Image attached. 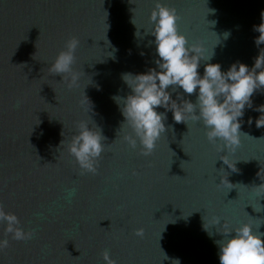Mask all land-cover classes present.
Instances as JSON below:
<instances>
[{"label": "water", "instance_id": "obj_1", "mask_svg": "<svg viewBox=\"0 0 264 264\" xmlns=\"http://www.w3.org/2000/svg\"><path fill=\"white\" fill-rule=\"evenodd\" d=\"M156 3L0 0V205L35 230L27 241L8 236L0 264H106V250L116 264H176L177 258L219 264L215 218L230 227L264 220V195L253 188L264 183V127L255 126L260 113L253 110L264 104V89L251 97L253 108L246 106L240 144L228 154L236 171L220 159L226 150L208 141L202 123H175L171 111L165 121L171 127L150 155L124 140L131 129L121 125L113 96L130 91L122 73L155 67L154 37L146 32ZM161 3L175 9L179 31L206 55L220 41L210 62L222 70L235 61L251 67L264 48L255 45L253 31L264 0ZM70 37L79 40L73 65L79 81L72 88L49 72ZM187 98L195 102V93ZM91 120L106 137L105 149L97 173L81 174L68 144L78 124ZM225 177L230 190L226 180L220 183Z\"/></svg>", "mask_w": 264, "mask_h": 264}, {"label": "clouds", "instance_id": "obj_2", "mask_svg": "<svg viewBox=\"0 0 264 264\" xmlns=\"http://www.w3.org/2000/svg\"><path fill=\"white\" fill-rule=\"evenodd\" d=\"M149 20L152 30L146 34L154 37L149 44L155 46V67L143 72L122 73L121 79L130 91L125 96H113L124 118L121 125L126 124L131 129V134L125 135L124 140L132 149L139 145L142 155H150L160 136L171 127L165 124L167 113L171 111L175 123H202L208 141H219V151L226 150V154L220 159L236 171V161L230 164L228 154L230 151L234 152L240 144L246 106L253 108L251 97L256 91L264 89V48H260L251 67L244 62L235 61L227 70H222L220 63L210 62L215 55L214 47L220 41L213 46L211 55H206L201 45L189 44L186 35L179 31L175 9L157 0ZM253 31L259 33L254 38V43L259 48L264 44V10H261V23L253 25ZM139 36L136 31L134 37ZM223 36L227 40L230 32H224ZM78 44L76 37H70L64 50L57 54L49 66L50 74L67 78L69 88L78 86L79 74L73 68ZM113 50L116 51L114 46ZM140 54L144 55L143 52ZM202 61L204 64L201 75L198 69ZM96 87L99 90V85ZM173 93L176 94L175 99ZM193 93L196 96L195 102L187 98ZM253 110L260 113L255 119V126L264 127V104ZM247 123L251 125L253 118L249 117ZM105 139L102 129L93 120L78 124L77 132L68 144V152L75 158L81 174L97 173L99 159L105 149ZM62 142L63 139L59 146ZM258 175L260 176V172ZM225 180L228 182L225 186L229 190L233 188L226 177L221 178L220 183L224 184ZM253 188L257 189L258 198L264 195V183ZM0 225H3L5 233L4 238H0V251L9 246L8 236L12 240L27 241L35 235L34 229L25 230L19 217L13 212L5 211L2 205ZM214 225L220 229L217 230L220 239L214 240V244L218 246L219 264H264V232L260 231L264 220L255 225L242 223L230 227L217 217ZM202 227L207 231L204 223ZM136 235L143 236V230L137 229ZM103 257L106 264H116L107 250ZM175 261L180 264L179 258Z\"/></svg>", "mask_w": 264, "mask_h": 264}]
</instances>
